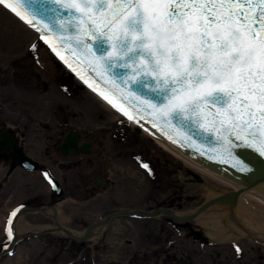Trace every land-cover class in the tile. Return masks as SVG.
Here are the masks:
<instances>
[{
	"label": "rangeland",
	"instance_id": "1",
	"mask_svg": "<svg viewBox=\"0 0 264 264\" xmlns=\"http://www.w3.org/2000/svg\"><path fill=\"white\" fill-rule=\"evenodd\" d=\"M34 42L37 33L0 6V129L14 131L24 150L62 179L66 198L56 208L62 226L80 236L89 225L117 210L169 207L189 212L228 188L160 147L91 91L46 44L30 50ZM70 126L80 128L93 141L99 134L102 143H95V152L87 158L104 160L105 167L91 168L87 160L76 167L56 165L63 157L54 148L56 140L46 136ZM3 169L0 252L8 242L4 226L9 210L26 203L34 192L48 189L38 172L16 168L5 177ZM97 174L107 184L93 193L90 189L96 188ZM31 205L37 206L36 202ZM22 216L30 224L53 229L17 239L10 248L13 254H0V264H264L263 243L242 231L233 240L216 239L210 233L213 227L197 220L116 216L89 239L75 241L42 213L28 211ZM235 246L242 249L240 255Z\"/></svg>",
	"mask_w": 264,
	"mask_h": 264
},
{
	"label": "snow or ice",
	"instance_id": "2",
	"mask_svg": "<svg viewBox=\"0 0 264 264\" xmlns=\"http://www.w3.org/2000/svg\"><path fill=\"white\" fill-rule=\"evenodd\" d=\"M16 3L26 5L33 18L18 11L11 0H0V6L37 32L30 50L36 51L41 42L51 45L49 33H62L57 37L60 47L79 49L122 84H131L147 98L140 101L144 111L155 110L166 123L175 121L209 142L212 136L199 129L215 131L228 144L230 156L237 148L255 145L264 133V0ZM35 17L40 18L39 26ZM49 50L64 60L56 46ZM100 95L116 107L108 95ZM124 115L135 119L126 111ZM152 127H157L155 120ZM222 132L228 135L220 136ZM254 150L264 159V141ZM234 159L239 171L253 170L240 153ZM44 176L55 188L54 177L47 172ZM23 207L10 213L4 226L8 242L3 249L10 255L14 218ZM235 249L237 255L242 253L239 246Z\"/></svg>",
	"mask_w": 264,
	"mask_h": 264
},
{
	"label": "water",
	"instance_id": "3",
	"mask_svg": "<svg viewBox=\"0 0 264 264\" xmlns=\"http://www.w3.org/2000/svg\"><path fill=\"white\" fill-rule=\"evenodd\" d=\"M11 2L22 14L27 15L28 18H33L26 5H23V3L17 4L16 0H11ZM9 10L8 12L11 11ZM34 19L37 21V26H39L40 18L35 17ZM44 22L46 23L47 21ZM60 35H62V33H49L51 45L48 46H56L61 52V55L64 57V61H67V63L72 66L71 69L75 68L78 71V74H83L87 78L88 83H92L94 85V89L104 92L123 110L136 117L138 121L152 127L153 120H155L157 127L152 128L159 133L160 138L169 141L181 152L193 158L205 167L239 182L242 188L238 190L223 191L217 196L204 200L192 211L185 213L175 211L169 207H158L151 211L135 209L117 210L109 213L101 220L89 225L85 233L80 236H77L70 229L60 224L56 216L57 209L55 205H52L51 208L53 209V213L50 216L54 220L57 229L63 231L67 236L75 241H84L89 239L95 230H99L103 227L110 218L116 216H135L144 218L166 215L176 221L187 222L194 220L201 212L206 211L209 208H214L219 223L236 227L245 233L249 238L264 244V239L260 238L255 234V232H253L255 229L246 227L235 219V217L240 213L264 219V211L249 204L243 198V192L245 190L257 189L264 192V159H261V157L254 150L259 147L260 141H264V133H261L255 145L248 148H237L230 156L228 154V144L219 139L215 131L209 133L205 132L203 129H199L203 135L212 136V141L209 142L201 139L197 135H194L187 127H181L175 121H172L171 124L166 123L165 120L156 115L155 110L144 111V105H142L140 101L146 100L147 98L145 96H142L140 92H137L131 84H122L117 77L112 75L111 72L105 71L102 66L94 64V62H92V58L86 57L79 49H76L75 51H68L63 47H60L59 41L57 40V37ZM68 47L74 48V45H70ZM136 109H139V111L137 112ZM219 135L227 136L228 134L222 132ZM80 136V132L72 127L65 133L60 148L61 152L67 158L80 153H90L91 143L80 140ZM169 137H171V139ZM0 152H5L8 156V161L12 158L14 153H16L13 164H18L23 169L34 170L38 167L35 160L25 155L22 149L17 147V141L13 138V133L11 132H0ZM237 153H240L243 159L250 162V166L253 169L251 172L244 173L235 167L234 157H236ZM209 156L212 158L209 159ZM45 172L50 173L48 170ZM50 176L53 177L51 173ZM55 184L56 187L54 188V192L59 195L61 190L56 179ZM20 206L21 205H18L13 208L10 213ZM23 206L24 207L21 212L46 211V208L44 207L30 208L25 205ZM14 242L15 241L11 242V246ZM3 252L6 251L2 248L0 254Z\"/></svg>",
	"mask_w": 264,
	"mask_h": 264
},
{
	"label": "bare ground",
	"instance_id": "4",
	"mask_svg": "<svg viewBox=\"0 0 264 264\" xmlns=\"http://www.w3.org/2000/svg\"><path fill=\"white\" fill-rule=\"evenodd\" d=\"M63 64L65 66H67L68 69H70L72 72H74L77 75V77H79V79L91 91L95 92L100 98H102V100H104V102H106L107 104H109L110 106L113 107V104L109 103L108 100L103 99V97L100 95V93L102 92L101 90H98V89H95V91L93 90L94 85L92 83H88L87 78L83 74H78V71L75 69H71V66L69 67V65L67 63L63 62ZM89 85H91V87ZM113 103L116 105V107H114V108L124 115L125 110H123L116 102L113 101ZM129 115H131V114H129ZM124 116H126V115H124ZM136 120H137V118L135 117V119L130 120V122H132L133 124L137 125L142 130H144L152 139L155 140V142L160 147L164 148L166 151L173 154L176 158L181 159L182 161H184L188 165L194 167L195 169L199 170L203 174L208 175V176L220 181L222 184H224L226 187L229 188V189L226 188V190H223V191L238 190V189L242 188L241 184L239 182L234 181V180H232V179H230V178H228L222 174H219V173L205 167L204 165L200 164L199 162H197L193 158H191V157L187 156L186 154H184L183 152H181L178 148H176L169 141H167L163 138H160L159 133L157 131H155L152 127H150V126H148V125H146L140 121H139V124H137ZM218 194H220V193H218ZM218 194L212 195L211 197L217 196ZM243 198L249 204H251V205L259 208L260 210L264 211V192L257 190V189L245 190L243 192ZM63 202H65V201L64 200L59 201L57 203V205H55V207L58 209V207H60ZM23 213H27V211L20 212L18 214V218L14 219V224H15V240L14 241H16L17 239L22 238L24 236H27V235H35V234H39V233L44 232V231H50L53 229L52 226L47 225V224L46 225L45 224L44 225H36V224L28 223L27 221H25L23 219V216H22ZM52 213H53V209L51 207L46 208V214L51 215ZM57 213H60L59 210H57ZM183 213H185V212H183ZM56 216H60V214L59 215L56 214ZM235 219L238 222L242 223L244 226L255 229V231H253V232H255V234L257 236H259L260 238L264 239V219L259 218V217H255L252 215H248L245 213H240L239 215H237L235 217ZM194 220H197L204 225L212 226L214 230H210V233H212V235H215L217 237L216 239L222 240V239L227 238L229 240H233L234 237L240 235V232H241V230H239L236 227H232V226H229L226 224L219 223L218 218L216 216V213L214 211V208H209L208 210L201 212L199 215H197V217ZM219 230H221V232H219ZM4 253L5 252H3V254ZM4 264H7V262H5Z\"/></svg>",
	"mask_w": 264,
	"mask_h": 264
},
{
	"label": "flooded vegetation",
	"instance_id": "5",
	"mask_svg": "<svg viewBox=\"0 0 264 264\" xmlns=\"http://www.w3.org/2000/svg\"><path fill=\"white\" fill-rule=\"evenodd\" d=\"M43 127L45 129H48L49 128L47 125H45ZM71 127L77 129L80 132V134H81L80 140L87 141V142L91 143V151H90V153H80L78 155H73L72 157L67 158L61 152L60 145H61L62 139H63L65 133L67 132V130L69 128H71ZM1 131H6V132L13 133V138H15L17 140V147H20L22 149V151L25 153V155H27L31 159L35 160L37 162V165H38V167L36 169H34V170H26V169H23L22 167H20V165L13 164V160H14V157L16 156V153H14V155L12 156V158L9 159V161H8V156L5 154V152H0V166L2 168V169H0L1 170V173H2V170H4L3 167L5 168V174H6L5 177L7 175H12L13 172H14V170L16 168H20V169H22L24 171H34V172H38L40 178L48 185L47 193H43L42 191H36L32 195H29L26 198L27 199L26 203H17L16 205H14L9 210V213L7 214L8 217H9V214H10L11 210L13 208H15L16 206H18V205H25V206L30 207V208H39V207L48 208V207H51L52 205H57V203L59 201H61V200H65V198H66L65 197V188L63 186L62 179L60 180L56 176V174L53 173V171L49 168L48 165H46L45 163L40 162L36 158H33L32 156H30L24 150L25 148L23 146L22 141H20L21 139L16 135V133L14 131H11L9 129L6 130V129H3V128L0 129V132ZM46 137L48 139L56 140L54 142V148H56V150L59 152V154L63 157L58 162L56 161V165L59 168H67L68 166H74V167H76V166H79V164H81V162H84V160H87V164L91 168H94L96 166H99L101 168V167H105V165H106V162L104 160H100L98 162V160H95L93 158H90V157L87 158L88 156H91L95 152V143L97 145H101L102 142L98 139L99 134H96L95 135V138H97V140L96 141H93L91 139H88V138L84 137L83 136V131L80 128L74 127V126H70V127L63 128L61 131L56 132L54 135H48ZM15 149H16V147H15ZM46 170H48L51 173V175L57 180V182L59 184V188L61 190V193L59 195L54 192V188L51 186L50 182L45 178L44 173H45ZM93 183L96 185V188H91L90 189V192H93V193H95L97 191V189H98V191H103L105 189V185L107 184L105 178L103 176H101L100 174H97V175L94 176ZM35 202H36L37 206L31 205V204H34ZM38 212L39 213H42L46 217L51 218L50 215H47L46 214V211L45 212L38 211Z\"/></svg>",
	"mask_w": 264,
	"mask_h": 264
}]
</instances>
